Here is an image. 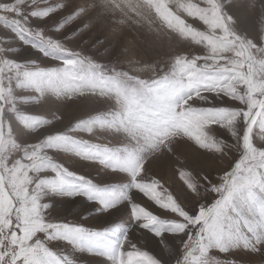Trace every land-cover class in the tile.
<instances>
[{"label": "rangeland", "instance_id": "374dc122", "mask_svg": "<svg viewBox=\"0 0 264 264\" xmlns=\"http://www.w3.org/2000/svg\"><path fill=\"white\" fill-rule=\"evenodd\" d=\"M0 264H264V0H0Z\"/></svg>", "mask_w": 264, "mask_h": 264}, {"label": "clouds", "instance_id": "9594fccd", "mask_svg": "<svg viewBox=\"0 0 264 264\" xmlns=\"http://www.w3.org/2000/svg\"><path fill=\"white\" fill-rule=\"evenodd\" d=\"M141 7L143 8V6H141ZM172 7L175 9V5H172ZM145 11L147 12L146 16H145L144 12H141L140 15L144 18L150 17L152 24L158 26V29L156 31H153V29L150 27L148 29L147 35H149V36L157 35L158 36L160 31H164L165 34L168 35L169 39H171L172 36H179L180 35L179 33L175 32L174 30L168 29L167 25H165L162 21H160L159 18L156 17L154 13L148 11L147 9H145ZM177 11H178V9H177ZM133 22L136 23L137 25L140 24L139 20H134ZM150 67H154V66H150Z\"/></svg>", "mask_w": 264, "mask_h": 264}, {"label": "bare ground", "instance_id": "6f19581e", "mask_svg": "<svg viewBox=\"0 0 264 264\" xmlns=\"http://www.w3.org/2000/svg\"><path fill=\"white\" fill-rule=\"evenodd\" d=\"M167 176V175H166ZM166 179H168V181L171 180V177L170 176H167ZM169 183V182H168Z\"/></svg>", "mask_w": 264, "mask_h": 264}]
</instances>
